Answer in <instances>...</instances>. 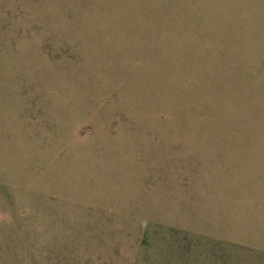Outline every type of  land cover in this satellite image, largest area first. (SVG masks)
Masks as SVG:
<instances>
[{
  "label": "rangeland",
  "instance_id": "374dc122",
  "mask_svg": "<svg viewBox=\"0 0 264 264\" xmlns=\"http://www.w3.org/2000/svg\"><path fill=\"white\" fill-rule=\"evenodd\" d=\"M0 264H264V0H0Z\"/></svg>",
  "mask_w": 264,
  "mask_h": 264
}]
</instances>
